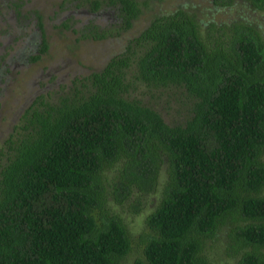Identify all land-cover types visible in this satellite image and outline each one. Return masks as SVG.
<instances>
[{
    "label": "trees",
    "instance_id": "1",
    "mask_svg": "<svg viewBox=\"0 0 264 264\" xmlns=\"http://www.w3.org/2000/svg\"><path fill=\"white\" fill-rule=\"evenodd\" d=\"M88 2L113 20L86 38L121 34L142 12L139 0ZM37 17L34 60L49 46ZM146 96H167L181 118ZM158 191L134 237L123 213ZM218 244L233 264H264V27L178 8L26 108L0 147V264H214Z\"/></svg>",
    "mask_w": 264,
    "mask_h": 264
},
{
    "label": "rangeland",
    "instance_id": "2",
    "mask_svg": "<svg viewBox=\"0 0 264 264\" xmlns=\"http://www.w3.org/2000/svg\"><path fill=\"white\" fill-rule=\"evenodd\" d=\"M139 1L142 12L132 28L104 39H93L82 36L84 27L108 26L113 17L103 8L91 12L88 0H0V147L38 96L56 101L73 87L76 78L83 79L102 69L114 54L123 51L128 40L138 35L156 15L184 8L208 23L230 22L243 14L264 27V11L254 10L246 0H234L226 5L214 0ZM37 12L42 15L49 46L39 60H34L42 47ZM150 100L168 122L181 118L178 107L168 103L167 96ZM164 178L162 170L160 182ZM161 187L160 184L158 189ZM158 196L159 191L150 194L141 213H123L134 237L143 230L145 217L154 209L153 200ZM210 255L214 264L234 263L223 255L219 244L211 249Z\"/></svg>",
    "mask_w": 264,
    "mask_h": 264
}]
</instances>
